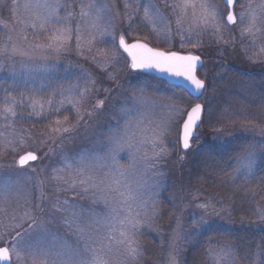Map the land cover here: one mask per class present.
Instances as JSON below:
<instances>
[{"label": "rangeland", "instance_id": "obj_1", "mask_svg": "<svg viewBox=\"0 0 264 264\" xmlns=\"http://www.w3.org/2000/svg\"><path fill=\"white\" fill-rule=\"evenodd\" d=\"M26 2L35 7L25 11L22 5ZM90 2L95 3L96 8H88ZM177 2L178 0H0V49L6 48L8 53V55H0V111L6 105H14L16 112L15 117H9L7 120L0 116V176H10L12 180H18L21 191L34 193L37 202L43 194L49 206L59 203L63 209L78 204L81 207L74 209L75 211L90 209L94 219L103 221L108 211L104 201L97 200L94 203L88 194L74 195V191L80 192L79 185L75 190H61L67 186L63 180H56L53 177L72 179V169L66 165L67 163L74 165L78 154L104 155L110 125L115 124V116L123 114L122 105L126 108L134 102L133 92L143 99V103L137 105L138 111L131 113L134 122L140 119L145 123L149 120L158 121L170 112L174 115L176 108L185 107L178 97L187 99V95L177 90L178 88L157 81L152 76L149 77L154 80L132 77V75L124 79L126 63L123 59L113 65L111 60L105 61L96 52L95 47L89 53L86 42L82 48L83 55L80 54L81 50L76 49L75 41L58 59L40 61L22 55L21 52L33 51L31 45L46 42L34 36L33 30L25 25L31 22L33 13L46 14L51 11L49 6L60 5L57 8L58 16L67 20L73 27L77 24L82 27L84 25L80 16L82 6L93 15L96 14V9H100V23L113 26L110 30H114L117 36L125 34L133 40L147 43L150 47L162 51L196 54L201 58L210 57L212 62L208 66L205 65L206 71L199 73V77L204 79L205 83L207 73L215 70L216 63L227 60L233 54H242L252 64L264 65V51H261V48H264V14L258 11L257 25L252 32L244 31L248 26V16L245 15L243 24L238 18L236 25L224 26L217 34H211L210 30L209 34L197 36L188 31L186 24L178 28L177 14L171 7H166V4L172 5ZM212 2L221 11L225 10L222 0H212ZM262 2L264 0H238L233 11L247 14L248 7L241 5L257 8ZM5 4L8 7H5ZM145 9L153 23L145 22ZM68 13L72 15L69 17ZM130 26L133 31H129ZM153 28L155 32L152 31ZM197 40L202 43L193 47V43ZM13 45L18 49L15 54H12ZM93 55L99 63L91 59ZM43 63L53 64L55 68L49 72H34L31 77L22 70V65ZM85 88L88 91L84 93L80 109V115L85 117L84 120L78 122L75 112H66L65 114L69 115L68 124L56 126L54 119L47 120L30 114L32 110L29 101L33 98L43 96L46 99L51 92L59 93L61 90H64L65 96H77ZM34 89L41 90L39 95L34 93ZM60 98L59 95L56 96L57 100ZM99 100H104V107L94 108ZM65 104L70 107L67 101ZM213 110L212 108L214 113ZM89 111L92 112L90 119L87 116ZM208 113L210 114L211 110ZM55 127L61 129L69 127L70 132H57L53 130ZM208 131V137H199L198 142L195 143V153H181L177 159L173 155L179 146L176 136L174 134L166 136V153L159 163V174L150 172L141 177L129 168L130 161L127 154L121 153L120 164L131 173L128 181L133 196L140 190L143 191L144 198H150L148 207L151 219L141 227L140 234L136 237L140 255L131 264H187L189 261L187 254L196 242L197 245L204 242L207 246L204 264H213L210 253L219 252V246L223 245L219 239L221 235L219 233H222L219 229L225 230L227 227L224 225L229 224L237 214L229 202L230 197L227 193L239 186L248 189V185L253 181L262 145L260 135H264V129L252 123H245L238 127L227 124L215 125ZM234 132L237 135L242 134L238 137H241L240 141L244 144L243 149L239 150L241 153L244 151L243 156L252 154L251 168L238 164V161L233 164L234 160L230 163L227 159L225 165L230 164L229 167L226 166L230 168V172L224 173L221 180L224 183L218 182L210 186L203 176L211 164V148L215 152L218 151L217 154L221 156L226 155L228 147L237 141L234 140ZM61 137L64 138L62 142H60ZM27 152L40 154L42 157L38 158L35 164L20 169L16 164L17 159ZM65 156L68 158L67 161ZM60 168H63V171H57ZM237 168H240L239 173L235 171ZM144 181H147V184L143 189H139V185L144 184ZM57 197H60L59 201ZM65 198L69 204L64 203ZM29 199H33V196L30 195ZM198 205H206V207ZM47 210L46 208V212ZM250 211L254 218L262 214L259 206L251 208ZM54 214L58 220L64 217L71 219L69 213L65 211ZM21 215L22 211H17V221ZM258 218L260 217L256 219ZM17 221L0 215V237H2L0 247L9 248L12 264H33L31 256L10 246L15 232L12 231L11 235L7 232L11 231V225ZM205 221L208 223L205 224ZM48 227L57 237L53 243L58 249L72 252L83 247V240L79 237L75 225L51 223ZM98 227L103 230L102 224ZM230 247L231 255L234 257L232 246ZM18 251H21L19 258Z\"/></svg>", "mask_w": 264, "mask_h": 264}, {"label": "snow or ice", "instance_id": "obj_2", "mask_svg": "<svg viewBox=\"0 0 264 264\" xmlns=\"http://www.w3.org/2000/svg\"><path fill=\"white\" fill-rule=\"evenodd\" d=\"M235 3H238V0H223L224 11H221L212 0H178L175 4H166V7H171L177 14L178 28L186 24L188 31L197 36L209 34L210 30L211 34H217L224 26L236 25L238 18L239 22L243 24L245 15L248 16V26L244 31L252 32L257 25L258 11L264 14V2L257 8H253L251 5H241L248 7L247 14L234 12ZM4 6L8 7L7 4ZM15 6L20 7L19 5ZM59 6H49L51 11L46 14L33 13L31 22L25 26L33 30L34 36H38L46 42L31 45L33 51L30 53L21 52L22 55L40 61L58 59L63 52L71 47L73 41H75L76 49L81 50L80 54L83 55L82 48L86 42L89 53L95 47L96 52L105 61L111 60L113 65L123 59L133 71H155L183 81L187 87L185 88L183 85L180 87L186 93L187 99L184 97H178V99L183 101L185 107L176 108L174 115L170 112L158 121L149 120L145 123L140 119L134 122L131 113L138 111L137 105L143 103V99L137 97L133 92L134 102L126 108L122 105L123 114L115 116V124L110 125V134L105 145L104 155L99 153L78 154L74 165L72 163L66 165L72 169V179L53 177L56 180H63L67 186L61 190H75L79 185L80 192L74 191V195L84 193L88 194L94 203L97 200L104 201L108 211L103 221L94 219L90 209L82 212L75 211L74 209L81 207L78 204H72L69 208L63 209L59 203L49 206L46 204L43 194L37 202L34 193L22 192L19 181L12 180L10 176H0V215L17 221L16 213L22 211L19 220L11 225V231H8L7 234L11 235L12 231L15 232L10 246L31 256L33 264H131L140 255L136 237L140 234L141 227L151 219L148 207L150 198H144V193L140 190L133 196L131 184L128 181L131 173L121 166V153L127 154L130 161L129 168L132 172L143 177L150 172L159 174L158 166L166 153V136L174 134L176 142L185 152L191 148L193 140L199 139L197 132L203 124L207 112L205 104L198 102L207 90L205 80L198 77L197 74L198 66L202 64L201 57L196 54L158 50L150 47L147 43L128 40L125 34L117 36L114 30H110L113 26L100 23V9H96V14L93 15L82 6L80 16L83 18L84 25L82 27L77 24L73 27L67 20L58 16L57 8ZM22 7L25 11H29L35 5L26 2ZM88 8H96L95 3L90 2ZM67 15L70 17L72 14L68 13ZM144 20L147 23L154 22L149 18L147 9H145ZM129 31H133L131 26ZM152 31L155 32V29L153 28ZM85 33L87 34L86 40ZM24 38L27 39V37ZM189 40H191L190 36ZM200 43L202 42L199 40L195 41L193 47ZM17 51V47L13 45L12 54ZM261 51H264V48H261ZM0 55H8L7 49H0ZM91 59L99 63L95 55L91 56ZM54 68L55 65L48 63L22 65V70L29 77L34 72H49ZM33 91L39 95L41 90L34 89ZM87 91L88 89L85 88L77 96H65L64 90L59 93L53 91L46 99L43 96L33 98L29 101V107L32 110L30 114L41 116L47 120L54 119L56 126L68 124L69 115L65 114L66 112H75L78 122L84 120L85 117L80 115V109L84 93ZM57 95L61 97L59 100L56 99ZM65 101L70 107L66 106ZM103 107L104 100H99L94 105V108ZM0 116L5 120L15 117L14 105H6L0 111ZM87 116L90 119L92 112L89 111ZM53 130L70 132L69 127L62 129L55 127ZM63 139L61 137L60 142ZM37 158L36 154L29 152L20 157L18 166L23 169L29 162L36 161ZM67 159L65 156L66 161ZM238 164L250 169L252 154L248 153L243 156L241 160H238ZM57 171H63V168L57 169ZM235 171L239 173L240 168ZM146 184L147 181H144V184L139 185V189H143ZM30 195L33 196L31 200L29 199ZM59 199L60 197H57V201ZM64 203L69 204V201L65 198ZM198 206L206 207V205ZM59 211L69 213L71 219L64 217L58 220L54 213ZM261 218L264 219V213L261 214ZM51 223L75 225L79 237L83 240V247L72 252L58 249L53 243L57 237L48 227ZM207 223L205 221V224ZM101 224L103 230L98 227ZM20 255L21 251H18V258ZM210 258L213 264H233L235 259L231 255L229 245H221L219 252L210 253ZM9 259V248L0 247V260L8 261Z\"/></svg>", "mask_w": 264, "mask_h": 264}, {"label": "trees", "instance_id": "obj_3", "mask_svg": "<svg viewBox=\"0 0 264 264\" xmlns=\"http://www.w3.org/2000/svg\"><path fill=\"white\" fill-rule=\"evenodd\" d=\"M126 39L133 40L128 35ZM71 59L75 60L73 57ZM202 59L204 66L199 73L205 72V65L207 64L208 66L212 62L210 57H202ZM124 67V79L129 75L145 79L151 78L142 73L132 72L129 68L127 69V64ZM207 75L205 83L207 90L200 100V102L202 101L205 104L207 112L204 122L197 132L199 137L207 136L208 130H211L215 125L227 124V126L238 127L245 123H252L264 129L263 64H252L242 54H233L227 60L216 63L215 70L207 73ZM151 79L154 80V78ZM210 110L211 113L209 114ZM233 134L235 136L234 140L237 141L228 147L226 155L221 156L217 154L218 151L215 152L211 148V164L207 173L203 176L210 186L214 183L222 182L224 173L230 172V168H226L230 164L227 163L228 165H225L227 159H229L230 163L231 160L232 163L234 160L233 164H235L243 157L244 151L241 153L239 150L243 149L242 146L244 144L243 141H240L241 137H238V135L242 134L239 133L237 135L236 132ZM260 138L264 141V135L261 134ZM197 142L198 140H193L192 146L187 152L182 151L177 146L176 152L173 153L174 157L177 159L181 153H195L196 149H194V146ZM259 152L260 158L257 161L256 172L253 181L248 185V189L244 186H239L234 187L233 191L227 193L228 197H230V200L229 198L228 200L237 214L233 217L234 219H231L229 224L224 225V227H227L225 230L219 229V232H222L219 233L221 235L218 234L222 244L232 246L235 264H264V219L261 218V214L260 216L257 215V217H260L258 218L260 220H258L256 219L257 217L254 218L252 213H250L252 212L250 209L256 208V206H259L262 210L261 213H264V143H262ZM41 157L42 155L38 154V158L40 159ZM176 162L179 161L176 160ZM206 254L207 246L204 245V242H200L198 245L196 242L195 246L187 254L189 260L187 264H204Z\"/></svg>", "mask_w": 264, "mask_h": 264}, {"label": "water", "instance_id": "obj_4", "mask_svg": "<svg viewBox=\"0 0 264 264\" xmlns=\"http://www.w3.org/2000/svg\"><path fill=\"white\" fill-rule=\"evenodd\" d=\"M222 1H223V0H222ZM201 61H202V64L198 66V72H199V70H200V69L203 67V65H204V62H203L202 59H201ZM132 71H133V70H132ZM134 72H136V71H134ZM141 73H145V74H148V75H152V76H154V77H156V78H158V79L164 80L165 82H167V83L170 84L171 86L178 87V88H180V89H181V87H180L181 85H183V87H185V88L187 87V85H184V84H183V81L176 80L175 78H172V77L168 76L167 74L157 73V72H155V71H152V72H141ZM197 74H198V73H197ZM197 135H198V134H197ZM180 148H181V150H183L182 147H180ZM183 151H184V150H183ZM27 153H29V152H27ZM27 153H25V154H23V155H26ZM34 154H35V153H34ZM23 155H21V156H23ZM21 156H20V157H21ZM20 157L17 159V165H18V161H19ZM37 160H38V158H37ZM37 160H36V161L29 162L28 165L37 162ZM28 165H26V166H28ZM26 166H25V167H26ZM18 167H19V166H18ZM9 256H10V259H9L8 261H2V260H0V264H12V259H11L10 251H9Z\"/></svg>", "mask_w": 264, "mask_h": 264}]
</instances>
